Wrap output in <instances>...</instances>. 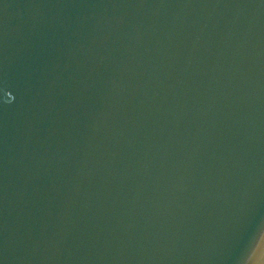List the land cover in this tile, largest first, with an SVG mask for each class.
<instances>
[{
    "label": "water",
    "instance_id": "water-1",
    "mask_svg": "<svg viewBox=\"0 0 264 264\" xmlns=\"http://www.w3.org/2000/svg\"><path fill=\"white\" fill-rule=\"evenodd\" d=\"M0 264H264V0H0Z\"/></svg>",
    "mask_w": 264,
    "mask_h": 264
}]
</instances>
